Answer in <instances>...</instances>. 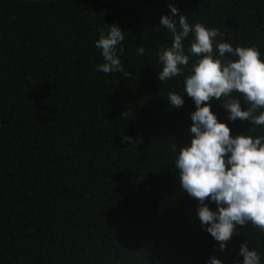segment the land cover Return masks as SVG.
Here are the masks:
<instances>
[{"label": "trees", "instance_id": "16d2710c", "mask_svg": "<svg viewBox=\"0 0 264 264\" xmlns=\"http://www.w3.org/2000/svg\"><path fill=\"white\" fill-rule=\"evenodd\" d=\"M169 4L264 58V0H0V264H238L247 241L264 264V232L239 226L216 252L180 187L174 161L196 106L167 99L184 94L188 68L158 80ZM113 24L129 77L97 71L95 41ZM212 110L227 121L218 101ZM228 123L233 134L251 127Z\"/></svg>", "mask_w": 264, "mask_h": 264}, {"label": "clouds", "instance_id": "9594fccd", "mask_svg": "<svg viewBox=\"0 0 264 264\" xmlns=\"http://www.w3.org/2000/svg\"><path fill=\"white\" fill-rule=\"evenodd\" d=\"M169 8L171 15H163L159 25L171 33L172 43L157 54L162 65L158 80L184 76L188 68L184 94L169 92L167 99L179 108L187 96L196 106L190 143L179 146L174 163L181 189L198 201L196 215L202 230L217 242L216 252L223 254L233 235L241 234L239 226L251 223L264 232V134L258 133V129L264 132V58L257 47H234L218 29L190 24L175 4ZM176 15L178 21L173 19ZM124 32L117 24L100 30L95 47L104 63L97 71L131 76L120 59ZM136 54L143 56L145 48L139 47ZM213 101L221 104L227 121L212 110ZM237 120L251 127L233 134L228 122ZM123 139L133 146L143 142L140 135ZM171 150L176 153L177 145ZM237 254L243 258L238 264H262L261 254L248 241L240 244ZM206 264H226V258L213 255Z\"/></svg>", "mask_w": 264, "mask_h": 264}]
</instances>
